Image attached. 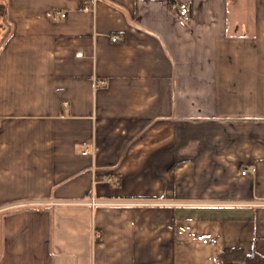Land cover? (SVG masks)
<instances>
[{"label":"crops","instance_id":"1","mask_svg":"<svg viewBox=\"0 0 264 264\" xmlns=\"http://www.w3.org/2000/svg\"><path fill=\"white\" fill-rule=\"evenodd\" d=\"M5 2L0 264L264 258V0Z\"/></svg>","mask_w":264,"mask_h":264},{"label":"trees","instance_id":"2","mask_svg":"<svg viewBox=\"0 0 264 264\" xmlns=\"http://www.w3.org/2000/svg\"><path fill=\"white\" fill-rule=\"evenodd\" d=\"M7 15V4L0 0V20ZM225 262L230 260L243 261L246 264H264V258L259 254L247 255L242 249H226L223 254Z\"/></svg>","mask_w":264,"mask_h":264},{"label":"built area","instance_id":"3","mask_svg":"<svg viewBox=\"0 0 264 264\" xmlns=\"http://www.w3.org/2000/svg\"><path fill=\"white\" fill-rule=\"evenodd\" d=\"M178 13L185 20H188L190 18V9H189L188 5L185 4V3H182V4L178 5ZM121 39L122 38L120 36H117V35L112 37V40L114 42H117V41H119ZM105 85H107V82L101 80V81H97L95 86L97 88H100V87H103ZM84 153H89V150H85ZM246 172H247L246 170H243L242 174L245 175ZM92 203L93 204H98L97 201H92ZM118 204H124V203L119 202ZM98 235H99V233L95 232V236H98ZM222 264H246V263L243 262V261H228V262H223Z\"/></svg>","mask_w":264,"mask_h":264}]
</instances>
